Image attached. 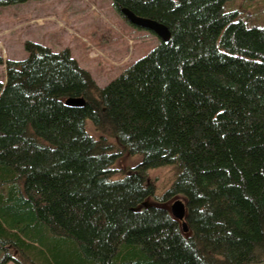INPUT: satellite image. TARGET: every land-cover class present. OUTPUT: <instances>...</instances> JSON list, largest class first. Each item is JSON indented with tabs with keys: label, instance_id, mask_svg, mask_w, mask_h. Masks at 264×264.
<instances>
[{
	"label": "trees",
	"instance_id": "trees-1",
	"mask_svg": "<svg viewBox=\"0 0 264 264\" xmlns=\"http://www.w3.org/2000/svg\"><path fill=\"white\" fill-rule=\"evenodd\" d=\"M111 1L171 38L104 88L68 49L0 58V264L264 262V27L233 0ZM124 154L142 161L118 177Z\"/></svg>",
	"mask_w": 264,
	"mask_h": 264
},
{
	"label": "rangeland",
	"instance_id": "rangeland-1",
	"mask_svg": "<svg viewBox=\"0 0 264 264\" xmlns=\"http://www.w3.org/2000/svg\"><path fill=\"white\" fill-rule=\"evenodd\" d=\"M226 9L235 10L250 27H264V0H233ZM26 42L41 44L53 52L68 49L80 67L104 88L158 47L160 39L130 25L111 0H28L0 6V58L25 60ZM5 72V65H0L2 81ZM87 124L92 134V121ZM141 161V156L124 154L115 165L118 177ZM175 177L172 167L150 171L149 179L157 188L156 199H161ZM176 200H168L170 211ZM149 202L156 200L151 198Z\"/></svg>",
	"mask_w": 264,
	"mask_h": 264
},
{
	"label": "water",
	"instance_id": "water-1",
	"mask_svg": "<svg viewBox=\"0 0 264 264\" xmlns=\"http://www.w3.org/2000/svg\"><path fill=\"white\" fill-rule=\"evenodd\" d=\"M121 14L132 26L154 33L164 43H168L170 41L171 33L165 25L151 19L139 17L127 8H123L121 10ZM65 103L68 106L83 107L85 106L86 101L84 98H69L65 101ZM145 205L147 206V204ZM171 213L176 220L182 223L184 231L187 232V210L185 202L180 199L176 200L171 206Z\"/></svg>",
	"mask_w": 264,
	"mask_h": 264
}]
</instances>
